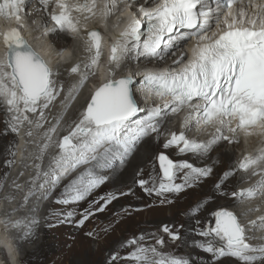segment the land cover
<instances>
[{
  "label": "snow or ice",
  "instance_id": "snow-or-ice-1",
  "mask_svg": "<svg viewBox=\"0 0 264 264\" xmlns=\"http://www.w3.org/2000/svg\"><path fill=\"white\" fill-rule=\"evenodd\" d=\"M0 45V135L17 138L0 164L12 168L19 157L7 187L25 192L0 217L7 257L39 238L42 221L80 230L107 221L83 232L107 253L103 264H264V214L251 219L264 204V149L219 173L213 155L241 136L264 139V0H0ZM170 116L180 117L178 131ZM187 195L195 202L184 215L199 239L188 244L184 224L169 221L109 240L121 224ZM129 197L141 202L115 207ZM218 199L228 203L212 208ZM46 201L53 207L41 217ZM186 244L208 260L165 251Z\"/></svg>",
  "mask_w": 264,
  "mask_h": 264
},
{
  "label": "rangeland",
  "instance_id": "rangeland-1",
  "mask_svg": "<svg viewBox=\"0 0 264 264\" xmlns=\"http://www.w3.org/2000/svg\"><path fill=\"white\" fill-rule=\"evenodd\" d=\"M0 113H2L1 114L2 116H0L1 117L0 118V131L2 132L4 129V121L6 119V113L3 107H0ZM74 116H75V111L74 110L70 111L67 115L65 122H67V120H70ZM61 127L63 128V124L61 125ZM174 127L177 131L179 130L178 125ZM9 137L12 138V134H10ZM15 140H16V137H15ZM12 141H14V139H11V142ZM224 149L225 151L234 152L232 154L233 155V166L243 156V155L240 156V154L246 151V149H243V150L240 149V144L238 145L226 144V147L223 148V150ZM5 158L6 157H5V151H4V153L2 154V157L0 158V161L4 160ZM172 158L174 159L177 158V154L173 155ZM0 166H1L0 167V178H3L5 175H7L10 168L5 167L3 164H0ZM146 168H150V166ZM28 172L30 175L31 169H29ZM9 175H10V172H9ZM240 175H245V174L240 173ZM256 178L257 177H252L250 180L247 181V183H241L240 186L238 187L246 188L249 186L250 183L254 182L255 181L254 179ZM8 182L11 183V180L8 179L5 182V184H7ZM100 191L103 192L104 190L101 189ZM136 191H137L138 196L143 195V193L138 188L136 189ZM4 192H6L5 189H4ZM122 202L124 204H128V203L136 204V203H140L141 201H138L137 199H135V197H129L127 200L123 199ZM194 202H195L194 197L192 195H187V196H183L182 198H180L172 206H165L162 208H157L152 211H146L144 213H141L140 215H137L132 219L133 222L131 223V225L130 223L126 222L125 224H121L119 227H117L116 231L112 234V236L116 240H120L124 237L131 236L132 233L134 232L145 230L147 227H149L148 223L150 222L151 224H153L152 222H156V224L155 226L151 225V230H147V231L156 230L161 225V222L165 223L169 221H175L177 223H183L185 226L187 225V221H186L187 217L184 215V213L187 212L186 208L190 206L191 204H193ZM224 203H226L225 200L219 199L211 207L215 208L218 205L224 204ZM255 203H259V201H256ZM119 206L120 205L117 204L115 207L119 208ZM50 207H53L51 201L44 202L43 206L41 207V211L39 215L43 217ZM263 207L261 206L262 210L260 213H254L253 214L254 216L252 215L253 216L252 219H255L257 215H261V213H264ZM156 211L157 212L159 211L158 213L160 214H158ZM156 214L158 215V217L156 216ZM157 221L159 224L157 223ZM105 223H107V221H103V222L93 221L92 223L87 224L84 230H80V229H77L74 225H67V224L57 226L54 228H47L44 226V223L42 221L41 227L39 229V238L32 244L25 243L24 245L21 246L20 254L19 256H17L18 262L19 264H39V263L40 264H83L84 262L87 261V255H86L87 250H90L92 253L95 254L94 264H103L107 253L103 250V248L97 249L94 246H91V243L84 239L83 232L87 231L88 229L93 228L94 226L103 227ZM191 227L189 228L191 229ZM73 237H75V240L72 239ZM40 245L43 248L42 255H40L39 252H38L39 254L38 255L36 252V249L39 248ZM167 250H172L177 253H184V254L190 253V249L186 245L181 246L176 249H171V246H167L165 248V251ZM29 252L30 253L32 252V253L30 254ZM34 252L35 254H33ZM200 253L207 255L203 252H200ZM34 256H36L37 259ZM36 261L37 262L39 261V262L37 263ZM233 264H236V262L233 261Z\"/></svg>",
  "mask_w": 264,
  "mask_h": 264
},
{
  "label": "bare ground",
  "instance_id": "bare-ground-1",
  "mask_svg": "<svg viewBox=\"0 0 264 264\" xmlns=\"http://www.w3.org/2000/svg\"><path fill=\"white\" fill-rule=\"evenodd\" d=\"M25 35H26V38L27 39H29V41L31 42V40H32V33H28V32H26L25 33ZM73 43V42H72ZM0 52H2V45H0ZM107 54H108V51H107V45H105V50H104V58H105V60H106V58H107ZM83 54L82 53H80L79 52V50H77V56L76 57H74V59H79L80 58V56H82ZM164 62H162L161 64H163ZM60 67H61V69L63 70V68H64V64L63 63H61V65H60ZM168 68V67H167ZM166 67L164 68V69H167ZM103 77H101V79H102ZM98 81H93V82H91L89 85H88V87L84 90V92L81 94V97H80V99L76 102V105H77V107H79L80 106V104H82L83 103V97L84 96H86V95H88L91 91H92V89H93V87L95 86V84L97 83ZM2 113H0V116H2L1 115ZM181 116H183V113L181 114ZM1 118V117H0ZM70 118V117H69ZM178 119V118H177ZM178 124H179V120H178V122H177ZM1 132V131H0ZM10 135V134H9ZM9 135H7V136H4V135H0V158L2 157V154L4 153V151H5V148L9 145V143L11 142V139H14L15 140V137L12 135V138L11 137H9ZM201 139H204V138H206V137H204V136H201L200 137ZM261 140H263V139H261L260 137H258V136H252V137H249L248 139H245L243 136H241V143H240V149L241 150H243V149H246V151L245 152H247V153H249V154H256L258 151H256L255 149H258L257 147L260 145L259 143H260V141ZM253 146V147H252ZM226 147V144H222L219 148H217V150H216V152L215 153H213V155L215 156V155H219L220 156V159H221V161H222V163L221 164H219L218 166H217V172L219 173V172H221L227 165H233V153L234 152H230V151H225V149L223 150V148H225ZM251 147H252V149H251ZM251 149V150H250ZM235 151V150H234ZM245 152H243L242 154H240V156L241 155H244V153ZM176 153H173V152H171V151H169V155L170 156H173V155H175ZM31 163V162H30ZM19 164V157H17V165ZM150 166V164H146L145 165V167H149ZM1 167V166H0ZM22 169L20 168V165L16 168V166H14V167H12V168H10L9 169V171H8V173H7V176H8V179L9 180H12V179H14V178H16L17 177V173L19 172V171H21ZM29 170V169H28ZM28 170H25V177H23V178H21V183H23L25 180H27V178L31 175V173H30V175H29V172H28ZM9 172H10V175H9ZM12 178V179H11ZM259 177H257L256 179H258ZM256 179H254V180H256ZM8 184H10L9 182L7 183V184H5V190H6V192L5 193H8V192H12V194L15 196V200H14V202H12L11 204H9L7 201H5L4 199L3 200H1L0 201V217H2V215H3V212L5 211V209L6 208H8V209H11V208H15V207H17L18 205H20L23 201L21 200V198H22V195H23V192L24 191H20V192H14L12 189H10V188H8L7 187V185ZM238 186H240V184L238 185ZM210 188H211V181H209V183L205 186V191H208V190H210ZM140 194V193H139ZM136 199V198H135ZM123 200V199H122ZM122 200H121V202H119V205H121L120 203H122V204H124L123 202H122ZM219 200V199H218ZM218 200H216V201H218ZM181 201V200H180ZM215 201V202H216ZM128 202V201H127ZM135 202V201H134ZM226 203H224V204H227L228 203V201H225ZM214 204V203H213ZM212 204V205H213ZM211 205V206H212ZM43 206V205H42ZM116 206V205H115ZM261 206L263 207L264 206V204H261ZM260 206V207H261ZM2 207L3 208H5V209H2ZM29 207H31V204L29 203L26 207H22L21 209H20V211L19 212H17V213H15V215L13 216V219H15V218H18V217H24V216H26L27 215V208H29ZM264 208V207H263ZM188 209H189V206L186 208V211H188ZM3 210V211H2ZM262 210V209H261ZM160 211V210H159ZM158 211V212H159ZM157 212V211H156ZM157 212V213H158ZM158 214H160V213H158ZM261 214H264V213H261ZM204 215H207V212H205L204 213ZM156 216L158 217V215L156 214ZM254 216V215H253ZM253 216L251 217V219L253 218ZM258 216V215H257ZM187 225H185V227H184V229H183V231H184V233L186 234L185 235V240L188 242V244H190L191 243V240L192 239H199V237H195L194 236V234L191 232V229L189 228V227H191L192 225L191 224H193V221L192 220H190V219H188L187 218ZM128 223H130V225H131V223L133 222V220H130V221H127ZM153 224H151V222L150 223H148V225H149V227H147L145 230L147 231V230H151V225H153V226H155V224H156V222H152ZM157 223H158V221H157ZM162 223V222H161ZM164 223V222H163ZM166 223V222H165ZM159 224V223H158ZM158 227V226H157ZM141 229V228H140ZM191 232V233H190ZM43 237H44V235H43ZM66 239V238H65ZM123 239V238H122ZM43 240V239H42ZM109 240L110 241H114V240H116L112 235L109 237ZM46 241V240H45ZM84 241V240H83ZM65 242V241H64ZM188 244H186V246H188ZM84 246V245H83ZM189 247V246H188ZM85 248V247H84ZM43 248H42V246L40 245L39 246V248H37L36 249V252H37V254H38V252H39V254L40 255H42L43 254V250H42ZM189 249H190V253H188V254H184V253H179V254H184V255H192V256H200V257H202L205 261H207L208 260V254L207 255H204V254H202V253H200L198 250H196V249H194V248H191V247H189ZM85 250V249H84ZM35 251V250H34ZM86 252V251H85ZM30 253V252H29ZM28 253V254H29ZM32 253V252H31ZM30 253V254H31ZM29 254V255H30ZM33 254H35V252L33 253ZM36 254V255H37ZM38 254V255H39ZM5 253H4V251L3 250H0V264H12V260L8 257L7 258V260H9L10 261V263H8L6 260H5ZM47 255V254H46ZM86 255H87V261L86 262H84L83 264H94V258H95V254L94 253H92L90 250H87V253H86ZM28 256V255H27ZM33 256V255H32ZM35 258H36V256H34ZM33 258V257H32ZM34 259V258H33ZM37 259V258H36ZM32 260V259H31ZM40 260V259H39ZM4 261V262H3ZM37 262V261H36ZM39 262V261H38ZM37 262V263H38ZM16 264H19V262H18V260L16 259ZM40 264V263H39Z\"/></svg>",
  "mask_w": 264,
  "mask_h": 264
},
{
  "label": "clouds",
  "instance_id": "clouds-1",
  "mask_svg": "<svg viewBox=\"0 0 264 264\" xmlns=\"http://www.w3.org/2000/svg\"><path fill=\"white\" fill-rule=\"evenodd\" d=\"M5 243V238L3 236H0V245H3ZM7 246L9 248L12 247L11 241L7 242ZM20 252L15 255V257L12 259V264H16V257L19 256Z\"/></svg>",
  "mask_w": 264,
  "mask_h": 264
},
{
  "label": "water",
  "instance_id": "water-1",
  "mask_svg": "<svg viewBox=\"0 0 264 264\" xmlns=\"http://www.w3.org/2000/svg\"><path fill=\"white\" fill-rule=\"evenodd\" d=\"M25 195V192H23V195H22V198H21V200L23 201V196Z\"/></svg>",
  "mask_w": 264,
  "mask_h": 264
}]
</instances>
